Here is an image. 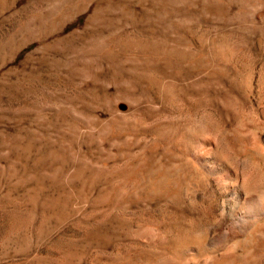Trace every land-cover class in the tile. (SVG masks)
Instances as JSON below:
<instances>
[{
    "label": "rangeland",
    "instance_id": "obj_1",
    "mask_svg": "<svg viewBox=\"0 0 264 264\" xmlns=\"http://www.w3.org/2000/svg\"><path fill=\"white\" fill-rule=\"evenodd\" d=\"M185 129L224 154L264 137V0H0V264H190L167 246L213 234L214 185L138 184Z\"/></svg>",
    "mask_w": 264,
    "mask_h": 264
},
{
    "label": "bare ground",
    "instance_id": "obj_2",
    "mask_svg": "<svg viewBox=\"0 0 264 264\" xmlns=\"http://www.w3.org/2000/svg\"><path fill=\"white\" fill-rule=\"evenodd\" d=\"M221 54L217 51L215 55L220 57ZM189 122L193 124L195 120L190 119ZM185 125L186 123H181L176 131H182ZM214 129L216 130V128ZM223 130L226 129L223 128L219 131L221 135L224 133ZM245 136V133L238 131L234 136L235 138L233 137L240 148L245 143L246 146L243 147V151L237 149V151L231 150L224 154L221 152L222 150L219 152L205 149L198 143L195 134L189 133L185 129L182 134L183 138L180 140V151L157 157L159 158L155 159L157 163L145 170L146 176L138 177V181H141L138 184H142L144 189L163 190L167 188L163 183L170 188L173 186L171 184V177H173L170 173L171 169L180 168L186 175L188 172H192V174L205 179L206 183L214 185L216 197L207 202L204 209L206 216L211 218L213 225H215L213 234H206L207 236L202 234L197 238L189 235L185 238L175 237L167 246L172 261H184L190 264H198L203 261H211V264H225L227 261L233 263L236 259L231 256L235 252L231 253L230 248L234 247L239 239H251L256 246L255 253L258 250L264 252V174L261 176V174L257 175L253 172L240 175L232 170V167H235V159H245L247 155L249 157L252 155V158L257 157L258 162H264V137L263 135L255 137L249 147ZM144 180L145 182L147 180L145 185ZM176 180L173 179V182L179 183L182 178H176ZM175 215L163 219L159 228L165 230L170 225L175 224L179 217ZM252 257V254H247L246 261L253 262Z\"/></svg>",
    "mask_w": 264,
    "mask_h": 264
}]
</instances>
